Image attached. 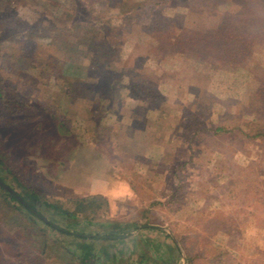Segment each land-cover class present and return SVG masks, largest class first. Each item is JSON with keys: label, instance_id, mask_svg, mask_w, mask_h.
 <instances>
[{"label": "rangeland", "instance_id": "obj_1", "mask_svg": "<svg viewBox=\"0 0 264 264\" xmlns=\"http://www.w3.org/2000/svg\"><path fill=\"white\" fill-rule=\"evenodd\" d=\"M85 1L0 0V178L39 196L29 214L0 190V264H264V0H97L103 68L55 41ZM144 53L120 100H94ZM127 91L156 107L150 133Z\"/></svg>", "mask_w": 264, "mask_h": 264}, {"label": "trees", "instance_id": "obj_2", "mask_svg": "<svg viewBox=\"0 0 264 264\" xmlns=\"http://www.w3.org/2000/svg\"><path fill=\"white\" fill-rule=\"evenodd\" d=\"M153 3L154 2L152 1H147L146 4L145 2H143V4L140 5L141 6L140 8L134 4L133 8L131 9L135 12H140L142 14L145 11L147 12L150 11L152 9L151 7L153 6ZM95 4H98L97 0H89V1H85V3L83 2L82 7L84 8L85 11V15H83V20L82 21L78 20L77 22L72 23L71 26L62 28L61 32L65 33V38L55 39V41H57V43L61 45L62 48H65L67 44L74 42L77 45V53L78 54L80 53L79 56L82 64L85 65L88 64L89 61H92V63L100 65L101 68H103L105 64L109 66L111 65L112 57L115 56L116 52L112 49V44H110L108 41L105 42L107 44H103V45L95 41L94 34L100 31L102 27L108 26L107 17L101 16L100 13H97L96 10L97 7ZM126 15L121 14V17L124 16L123 18L124 22L129 23L130 20L128 21ZM84 52L91 53L90 56L91 59H87L86 57L81 56V53L83 54ZM67 59H70L72 61L75 60V57L71 54L70 56L69 55L67 56ZM89 72L90 71L86 69L84 75L85 77L81 78L79 82L76 81L75 83H73L74 86L72 87L75 88V85L77 83H81L82 87L83 86L90 87L91 85L88 84H90L89 81H91L92 76L88 75ZM220 129H221L220 127H216L215 131H218ZM0 164H2L1 158H0ZM0 182H3L1 178H0ZM0 190L2 193H6L9 196V198L15 201L20 207H24L26 212L29 214H32L29 208L35 209L39 202V196L33 191L24 190V192L22 193L20 192L16 193L17 195H19V197H21V199L24 202H26L27 206H25L24 204H22L20 200H18L11 192L5 189L2 185H0ZM46 204L53 210L58 209V207L56 208V206H53L48 203ZM74 204L76 207L75 212L84 211L85 208L91 209L92 206L94 207L97 206V202L92 200H85V199L75 200ZM80 208H83V210L82 209L80 210ZM91 210L93 211V209ZM77 238H80V236H77ZM87 255H88L87 252H85L83 258ZM214 259L216 260V258ZM151 260L154 262V264H168L165 261H158L155 259H151ZM188 261H190V259L188 258V254H187V262ZM81 262L84 263V261Z\"/></svg>", "mask_w": 264, "mask_h": 264}, {"label": "crops", "instance_id": "obj_3", "mask_svg": "<svg viewBox=\"0 0 264 264\" xmlns=\"http://www.w3.org/2000/svg\"><path fill=\"white\" fill-rule=\"evenodd\" d=\"M146 57L147 56L145 53L143 55L142 54H137V55L133 54V56L131 58H129V61L127 59H125L124 62H121V64H119L120 65L119 67H117L116 65H114V67H113V65H112L111 73H110L111 75L109 77H103L104 79L99 77L95 81L94 86L92 85L93 89L91 90V92L93 91L92 93H94V96H95L94 100H97V101H99V100L103 101L104 100L105 101L107 99H111L112 97H114L113 100H115V102L120 100L119 96L117 97V95L119 94L120 88H122V86H123V88H129L127 77L122 74V71L125 70L124 67H130L131 69L134 68L136 70H142L143 71L146 69ZM140 61H142V62H140ZM112 62H114V61H112ZM89 63H90L89 64L90 67L91 66L93 68L95 66L97 67V65L92 63V61H89ZM106 70H109V69H106ZM104 75L106 76L107 73H104ZM142 81L144 83H147V77L146 76L143 77ZM103 83H107V85L104 86ZM86 90H88V89H86ZM125 94H126L125 97L127 99V104H128V102L131 103L130 106L127 105V108L130 111V113L128 114L129 119L127 120V123H128L127 126H129V127L131 126V128H133V131L135 129L138 132L147 131V133H150V131H149V120L151 118H149V117L155 115L156 107H153V106L148 104L147 96H144L145 98H142V96H138V94H137V96H133L128 91ZM107 97H109V98H107ZM140 103H142V104H140ZM138 106L140 107V109H138ZM136 118H142V119L148 120L145 127L137 128L134 124ZM120 124L121 123H119V126H120ZM126 132L130 133V131L128 129L126 130ZM160 145H162V144H160Z\"/></svg>", "mask_w": 264, "mask_h": 264}, {"label": "water", "instance_id": "obj_4", "mask_svg": "<svg viewBox=\"0 0 264 264\" xmlns=\"http://www.w3.org/2000/svg\"><path fill=\"white\" fill-rule=\"evenodd\" d=\"M0 185H2L5 189H7L9 192H11L18 200H20L21 202H22V204H24L25 206H27L26 205V202H24L22 199H21V197H19V195H17L15 192H13L12 190H10L9 188H7L2 182H0ZM29 208V207H28ZM29 210L31 211V212H33L34 214H37L32 208H29ZM38 215V214H37ZM45 220V219H44ZM45 221H47V220H45Z\"/></svg>", "mask_w": 264, "mask_h": 264}]
</instances>
